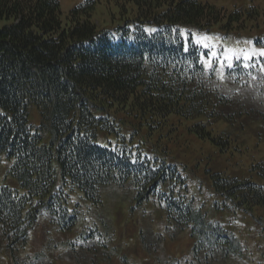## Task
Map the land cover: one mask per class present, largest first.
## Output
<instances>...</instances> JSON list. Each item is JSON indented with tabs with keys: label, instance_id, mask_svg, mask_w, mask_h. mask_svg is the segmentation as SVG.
Masks as SVG:
<instances>
[{
	"label": "trees",
	"instance_id": "16d2710c",
	"mask_svg": "<svg viewBox=\"0 0 264 264\" xmlns=\"http://www.w3.org/2000/svg\"><path fill=\"white\" fill-rule=\"evenodd\" d=\"M99 1L83 0L63 20L59 0H0V162L13 184L0 187V263L22 264L15 253L39 226V206L65 231L67 195L97 202L108 183H130L138 203L156 197L179 224L202 225L170 159L202 165L213 174L208 186L237 209L264 207V110L252 93L236 95L245 74L227 72L235 88L224 93L195 42L201 29L230 30L249 17L221 16L199 0H119L131 16L111 36L91 21ZM182 132L210 157L191 164L173 155L174 145L194 143ZM135 137L162 159L134 158ZM212 156L226 167L207 166Z\"/></svg>",
	"mask_w": 264,
	"mask_h": 264
},
{
	"label": "rangeland",
	"instance_id": "374dc122",
	"mask_svg": "<svg viewBox=\"0 0 264 264\" xmlns=\"http://www.w3.org/2000/svg\"><path fill=\"white\" fill-rule=\"evenodd\" d=\"M59 1L62 18L64 20L68 12L83 0ZM199 1L202 3L211 4L215 7L217 13L224 17L234 11L239 13V15H241L242 12L249 17V19L245 20L240 19V23H238L236 27L233 26L230 30H226L225 28H213V32L202 35L203 39L207 38L209 46L211 47L208 58L204 59V66L208 62L212 64V61L214 60H216L220 66H223L224 64L230 65L234 57H239L238 59H242L244 61L249 60L245 59V56H249L250 58L262 57L264 60V55H261L259 52L260 49H264V46L254 43L255 39L264 38V0ZM130 16L131 13L129 11L126 12V5L123 1L100 0L91 14V21L97 26V28L111 30L114 34H117L118 31H120L118 27L125 24L126 17ZM260 66L264 71V63H262ZM234 90L235 93H239L237 88ZM35 117L37 118L36 115ZM34 123L37 122L34 121ZM180 129H182V127H180ZM172 134L171 136H174V133ZM182 136H184V138L192 139L189 136L187 137L185 132H182ZM154 138H156V133L154 134ZM191 144L193 145L185 147L174 145L172 147L174 153H171L180 159H187L190 155L191 164L195 163V160L200 156V154L203 158H205L206 155L210 157L211 152L209 149L204 147L199 152L197 151L198 143L194 140V143ZM142 146L149 147L148 143L145 142ZM254 154L257 155L256 151ZM212 164H214L216 168H223L224 166L226 167V164L221 157L216 158L215 156H212L211 159H208L206 165L211 167ZM239 167V165L231 166L229 171L231 173L237 172ZM189 169L193 174L190 171L188 172L190 176L196 180V184L200 182L202 183L203 186L201 187L200 192L204 193V187L206 184H208L205 182L210 180L209 175L204 174V168L202 165L198 167H193L190 165ZM7 179V168L5 164L2 163L0 164V186L5 184ZM196 184L195 190L198 191ZM78 194L80 193H76L74 196L77 197ZM100 197L102 201L101 206H96L93 203L88 202L85 197L77 199L79 201V205L74 204L76 201L75 198L72 199L71 204L69 203L70 209H76L81 219L70 232H62V235H59L60 238L56 237V230L51 228V225L48 223L49 216L44 214L41 218V222L44 224L48 223L46 232H44V235L46 236L44 238V243L47 240L48 242L57 243V245L60 247H65L69 236L76 238L79 231L90 229L92 225L91 220L94 217L93 223L98 231H106L116 234L117 237L114 240L113 245L115 246V256L118 259H121L120 264H170L172 258L176 256V251H178L180 247H183V243L182 241L175 239L171 243L166 244L169 242V236L166 233V229L169 228L167 227L169 220L164 211L159 209L160 207L157 203L153 204L151 202H144L140 204L136 201L135 194L132 190L127 188H118L114 185H107L104 187L101 191ZM253 209L257 215L261 217L264 216V207L256 206L253 207ZM254 212H249L252 220H254ZM228 213L231 214L232 219H235L234 213L237 215L238 219L240 217V212L236 208L228 211ZM255 224L252 222L249 224L244 222L242 231L240 230L242 243V245L240 244V247L241 250H243L241 251V254H253L256 257L261 252L262 242L261 239L257 237V231H261L263 226L258 225L255 231L251 230L250 228H253ZM148 230H151L156 234L153 238L158 239L159 236L161 237V239L158 241V249H148L142 242V251L144 253L137 254L135 257V253L131 252V250H134L137 247V235L140 231ZM129 232H132L133 234L130 236L128 235ZM48 233L51 234V241H49ZM28 246L30 252L38 250L43 246V239L39 237L38 233L33 231L30 240H28ZM166 247L172 252L168 251ZM46 252L49 257L47 264H78V262L76 263L74 260H70L71 258L68 254V256H57L55 253H52L53 251L46 250ZM20 255V259L25 260L27 263L29 258L27 249H24ZM89 258V254L86 256V258H82V264H117V261H107V255H101L100 257L99 253L96 254V261L91 262ZM202 258L203 256L197 255L193 261L195 264H203ZM231 260L232 261H230V264L238 263V260H236L234 256L231 258ZM228 263L229 262H225V260L221 262L216 259L213 264Z\"/></svg>",
	"mask_w": 264,
	"mask_h": 264
},
{
	"label": "snow or ice",
	"instance_id": "6c2138e0",
	"mask_svg": "<svg viewBox=\"0 0 264 264\" xmlns=\"http://www.w3.org/2000/svg\"><path fill=\"white\" fill-rule=\"evenodd\" d=\"M205 39H207V38H205ZM259 52H260L261 55H264V49H260ZM233 54L235 55L234 52H233ZM237 58H239V57H237ZM244 58H245V59H250L249 56H245ZM202 59H203V58H202ZM205 66H206V67H210V66H211V63L208 62V63L205 64ZM229 67H231V65H229Z\"/></svg>",
	"mask_w": 264,
	"mask_h": 264
}]
</instances>
